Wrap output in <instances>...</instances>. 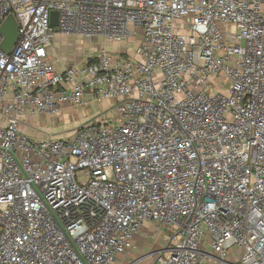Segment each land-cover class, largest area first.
I'll list each match as a JSON object with an SVG mask.
<instances>
[{
    "label": "built area",
    "instance_id": "built-area-1",
    "mask_svg": "<svg viewBox=\"0 0 264 264\" xmlns=\"http://www.w3.org/2000/svg\"><path fill=\"white\" fill-rule=\"evenodd\" d=\"M11 15L0 264H264V0H0V28ZM58 34L139 46L59 73ZM103 101L69 138L25 131ZM146 225L173 235L137 254Z\"/></svg>",
    "mask_w": 264,
    "mask_h": 264
},
{
    "label": "rangeland",
    "instance_id": "rangeland-1",
    "mask_svg": "<svg viewBox=\"0 0 264 264\" xmlns=\"http://www.w3.org/2000/svg\"><path fill=\"white\" fill-rule=\"evenodd\" d=\"M75 44L78 46L79 44L82 45L84 43V39L81 37H76ZM90 42H93L92 40H89ZM100 40L97 44H99ZM110 43L111 45H114V50L110 49L112 52H121V49H125V51L129 52L130 54H134L139 46V39L138 38H131L129 41L125 43ZM106 45L103 43L99 45V48L97 49V52L95 54H98V50H101L103 48H106ZM213 84L215 88L217 89V92L222 91L225 94H228L230 91L229 84L227 81L223 79H215L213 80ZM211 93H213V90H211ZM80 108H74V107H68L66 111H62L58 116L53 117H32L29 118V123L33 124L32 128H27L28 133L32 137L37 138H69L73 136L75 130L84 124L87 119H83L79 113ZM97 111V109H94ZM65 112L71 113L70 115L75 114L74 116H65ZM96 122V121H95ZM143 233L146 236L147 241H144V244H140L139 249L137 250V254H143V253H150L154 249L160 248L164 245L165 237L164 236H172L173 231L172 230H162L161 228H158L156 226L146 225L143 229ZM160 234V235H159ZM155 236V238H154ZM154 238V240H152ZM149 240V241H148ZM204 264H215L213 261L206 262ZM218 264V263H216Z\"/></svg>",
    "mask_w": 264,
    "mask_h": 264
},
{
    "label": "crops",
    "instance_id": "crops-1",
    "mask_svg": "<svg viewBox=\"0 0 264 264\" xmlns=\"http://www.w3.org/2000/svg\"><path fill=\"white\" fill-rule=\"evenodd\" d=\"M76 37L79 36H69L64 34H58L55 37V40L52 44L50 55H49V61L53 68L61 73L65 70L66 67L71 65H80L85 63L89 58L95 55L97 52V49L99 48L100 43L105 44L106 42L103 38L98 37L93 40V42H90L88 39H84V43L82 45H76ZM100 40L99 44L98 41ZM127 42V41H126ZM114 43V42H111ZM125 43V42H124ZM116 44V43H115ZM122 44V43H121ZM106 48L108 50L112 49L114 50V45H111L110 43H107ZM99 51V50H98ZM121 52H125L129 55L134 56V54H130L128 51L126 52L125 49H121ZM118 53V52H116ZM68 107H64L63 111H66ZM112 108V103L110 101H103L102 103H97L93 105H89L87 102L79 109V113L83 119L88 120L84 123H87L89 121H93L98 118H103L104 113L108 112ZM94 109H97L95 111ZM71 113L65 112V116H74L70 115ZM25 131L28 133V130L25 129ZM29 134V133H28ZM144 241H146V236L143 233L137 236L136 238V244H144ZM140 247V246H139Z\"/></svg>",
    "mask_w": 264,
    "mask_h": 264
},
{
    "label": "water",
    "instance_id": "water-1",
    "mask_svg": "<svg viewBox=\"0 0 264 264\" xmlns=\"http://www.w3.org/2000/svg\"><path fill=\"white\" fill-rule=\"evenodd\" d=\"M59 13H51L52 27H58ZM19 26L14 16H9L0 28V33L4 37L1 48L4 52L10 53L19 38Z\"/></svg>",
    "mask_w": 264,
    "mask_h": 264
}]
</instances>
